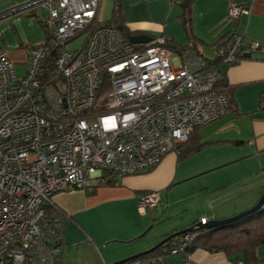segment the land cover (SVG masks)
I'll use <instances>...</instances> for the list:
<instances>
[{"label": "built area", "instance_id": "built-area-1", "mask_svg": "<svg viewBox=\"0 0 264 264\" xmlns=\"http://www.w3.org/2000/svg\"><path fill=\"white\" fill-rule=\"evenodd\" d=\"M100 3L33 0L32 9L45 13L46 37L26 49L22 76L0 49V264H54L67 216L43 210L53 194L87 189L105 171L150 172L195 128L225 116L216 64L264 57V46L233 30L214 46L217 63L190 50L174 59L166 37L131 44L100 20ZM247 12L231 3L227 19L236 24ZM137 204L152 213L159 195L143 192ZM196 226L165 256L125 264H165L176 255L187 262Z\"/></svg>", "mask_w": 264, "mask_h": 264}, {"label": "crops", "instance_id": "crops-1", "mask_svg": "<svg viewBox=\"0 0 264 264\" xmlns=\"http://www.w3.org/2000/svg\"><path fill=\"white\" fill-rule=\"evenodd\" d=\"M32 1L0 0V49L8 54L17 76L25 73L26 49L46 37L41 23L45 13L39 17ZM231 3L248 11L236 24L227 19ZM116 7L127 31L187 44L178 0H101L100 20L109 22ZM191 13L193 35L202 44L198 51L208 60H215V44L233 30L264 46V0H196ZM218 66L231 108L221 119L197 129L194 141L204 147L186 157L195 160L191 166L178 173L181 160L175 150L150 172L122 177L118 185L97 188L94 194L84 190L53 194L52 205L67 216L54 264H113L148 251L157 241L203 218H232L258 202L264 194V57L249 54L234 65ZM182 180L195 182L192 187H178ZM147 191L157 192L160 199L152 213L142 212L137 204V197ZM154 227L158 228L152 239L138 242ZM257 255L264 263V246ZM164 262L243 263L240 255L227 257L199 245L190 250L187 262L181 255Z\"/></svg>", "mask_w": 264, "mask_h": 264}, {"label": "trees", "instance_id": "trees-1", "mask_svg": "<svg viewBox=\"0 0 264 264\" xmlns=\"http://www.w3.org/2000/svg\"><path fill=\"white\" fill-rule=\"evenodd\" d=\"M195 1L196 0H178V3L180 4L182 10V15L180 17V20L183 25L185 36L187 38V44L184 46H178L176 44H173L171 41H165L163 45L165 48L171 50L175 54L181 55L186 50L194 51L195 53L200 54L198 48L199 45L202 46V44H200L199 40L195 38L192 30L191 8ZM107 23L110 25H114L117 28L121 27L120 32L126 38L130 36L140 35L135 32L132 33L127 31L126 28L122 25L121 17H120V8L116 7L113 9L112 18ZM229 34L225 36L223 39L227 38ZM151 38H156V37H151ZM206 60L211 61L208 59ZM215 63L217 62L215 61ZM216 65L218 66L219 64ZM221 76H222L221 79L215 84V89L218 94H221L226 98L227 111H228L231 108L230 107L231 103L227 96V92H226L227 84L225 82L224 74L222 72H221ZM197 129L198 128H195L192 131L191 135L189 136L185 144L176 148L179 160L185 159L189 155L198 152L204 147L203 144H197L194 141V134L196 133ZM119 179L120 178L117 177L115 174L105 171L101 176V178H98L96 180L97 181L96 185L95 184L93 185L94 182L93 181L91 186L87 189H84V191L87 194H94L97 188L112 187L118 185ZM43 210L48 215H57L61 213L57 208H55L51 204L44 205ZM196 225L197 224H194L190 228ZM195 230L197 231L198 235L194 240V242L192 243L189 250H191L195 245H199L201 248L205 249L206 251L222 252L227 257L240 255L242 257V262H243L242 264H264L258 260V255H257L258 249L261 246H264V207L235 222L229 224L217 225L212 228H205L203 226L202 229L196 228ZM182 235L183 234L172 238L162 247L156 249L155 251H153L148 255H144L139 258L162 256V255L165 256L166 251L169 250V248L173 245V243L177 242Z\"/></svg>", "mask_w": 264, "mask_h": 264}, {"label": "water", "instance_id": "water-1", "mask_svg": "<svg viewBox=\"0 0 264 264\" xmlns=\"http://www.w3.org/2000/svg\"><path fill=\"white\" fill-rule=\"evenodd\" d=\"M118 29L120 30L121 27H119ZM127 39L131 44H146V43L151 42V40H152V38L150 36H147V35L130 36ZM262 207H264V194H262V196L260 197L258 202L251 209L247 210L246 212H243L239 215H236V216H234L232 218H228V219L209 221L208 224L205 225L204 227L205 228H212V227H215L217 225L229 224V223L235 222V221L240 220V219L246 217L247 215L261 209ZM196 227H197V229L203 228V226L201 224H197ZM190 231H191V228H188V229L183 230L181 232H177L175 234H172L169 237L163 239L159 244H157L153 248L149 249L148 251L141 253V254H138V255H135V256H131L129 258H125V259H123L119 262L113 263V264H125V263L130 262L134 259H137L141 256L148 255V254L152 253L153 251H155L156 249L165 245L172 238L177 237L181 234H185V233L190 232Z\"/></svg>", "mask_w": 264, "mask_h": 264}, {"label": "rangeland", "instance_id": "rangeland-1", "mask_svg": "<svg viewBox=\"0 0 264 264\" xmlns=\"http://www.w3.org/2000/svg\"><path fill=\"white\" fill-rule=\"evenodd\" d=\"M38 16L39 17H42L43 16V13L42 11H38ZM34 46V45H33ZM174 59H176L178 56L176 54H174ZM23 68V66H20ZM19 72V71H18ZM184 162V163H183ZM195 162V160L193 158H186V159H183L181 161H179V164H178V173H181L183 169H186L187 167L191 166L193 163ZM195 182L194 180L192 181H188L187 180H182V181H178L177 183H179V186L178 187H181V186H185L184 188H188V187H192L191 184ZM181 184V185H180ZM177 187V188H178ZM155 211V210H154ZM158 227H154L152 229H150L144 236L143 238H141L138 242H141L143 240H150L152 239L155 235H156V232H157V229ZM164 239V238H163ZM163 239L157 241L151 248H153L154 246H156L157 244H159ZM149 248V249H151ZM147 249V250H149Z\"/></svg>", "mask_w": 264, "mask_h": 264}, {"label": "clouds", "instance_id": "clouds-1", "mask_svg": "<svg viewBox=\"0 0 264 264\" xmlns=\"http://www.w3.org/2000/svg\"><path fill=\"white\" fill-rule=\"evenodd\" d=\"M209 222V221H208Z\"/></svg>", "mask_w": 264, "mask_h": 264}]
</instances>
